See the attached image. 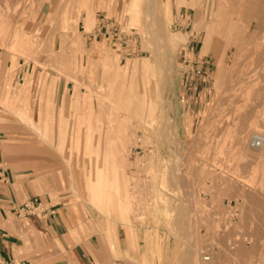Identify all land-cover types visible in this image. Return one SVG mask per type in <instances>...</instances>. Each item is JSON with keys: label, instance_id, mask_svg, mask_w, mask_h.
<instances>
[{"label": "rangeland", "instance_id": "1", "mask_svg": "<svg viewBox=\"0 0 264 264\" xmlns=\"http://www.w3.org/2000/svg\"><path fill=\"white\" fill-rule=\"evenodd\" d=\"M39 1L0 0L2 70L10 78L21 71L36 89L40 82L39 111H33L34 96L32 104L23 97L10 107L0 96V116L20 126L10 130L25 131L22 136L33 145L32 152L40 155L42 170L66 174L76 199L110 229L122 231L132 246L133 236H145L160 254L159 264H264V155L249 146L250 135H264V127L251 130L240 150L232 130L238 122L222 99L230 74L227 69L245 68L256 59L255 53L244 54V47L237 52L225 30L232 4L242 1L155 0L158 24L168 37L166 47L155 34L145 36V28L151 26L147 0H135L139 4L137 18L133 16V0L130 12L126 11L129 0H120L118 10L112 9V0L107 6L103 0H88L91 24L85 21L88 10L73 3L65 5L68 0L58 1L63 7L51 14L53 19L49 11L57 0H49L43 14L36 11ZM222 2L227 9L219 21ZM74 11L80 15L77 34L71 33L77 43L71 39L68 51L74 49L72 54L69 51L62 56L61 22ZM101 14L140 33L143 54L124 60L106 42L91 38ZM17 36L29 42L25 52L16 45ZM94 47L99 50L82 53L80 63L72 66L71 56L79 57L78 49ZM187 49L197 60H208L211 67L210 78L196 79L191 89L182 76ZM165 55L173 74L160 78L158 59L164 61ZM108 56L116 58L125 70L118 80L102 67ZM221 64L225 70L222 75ZM162 90L174 106L171 114L168 107H159ZM107 94L112 97L110 103L104 99ZM138 98H142L141 112ZM263 116L261 112L257 117L261 124ZM139 119L148 129L138 127ZM97 176L100 185L94 189ZM95 196H101L100 205L95 204ZM214 209L218 217L210 222ZM235 241H244L248 248L262 245L257 251L260 261L245 263L235 257L231 250ZM196 244L201 250L191 253ZM205 256H210V262H204ZM219 257L223 259L218 261Z\"/></svg>", "mask_w": 264, "mask_h": 264}, {"label": "crops", "instance_id": "2", "mask_svg": "<svg viewBox=\"0 0 264 264\" xmlns=\"http://www.w3.org/2000/svg\"><path fill=\"white\" fill-rule=\"evenodd\" d=\"M102 3L107 6L109 0ZM111 6L118 10L122 3L112 0ZM183 79L190 89L194 87L192 80L188 84L189 78ZM39 85L37 89L35 83L32 86L21 71L10 78L0 65V96L9 107L23 97L32 104L34 96L33 111H39ZM53 97L56 101L57 88ZM191 109L193 114L197 111L196 106ZM10 122L0 116V264H159L160 254L145 236H133L132 246L122 231L110 229L76 199L66 174L42 170L40 155L32 152L33 145L22 136L25 131L10 130L20 127ZM95 200L101 204V196ZM34 201L40 203L37 211L18 216L17 209ZM217 217L214 209L210 222ZM195 246L191 253L197 252Z\"/></svg>", "mask_w": 264, "mask_h": 264}, {"label": "bare ground", "instance_id": "3", "mask_svg": "<svg viewBox=\"0 0 264 264\" xmlns=\"http://www.w3.org/2000/svg\"><path fill=\"white\" fill-rule=\"evenodd\" d=\"M48 1L49 0H41V1H39L40 3L37 2L38 4L36 6V11L43 14L44 11H46V3ZM58 1L59 0H57L55 3H53V5L51 6L50 11H49L50 12L49 16L52 17V19H53L52 15H54L53 13L57 12L56 9L63 7V5H60L58 3ZM241 1H240L241 4H238V5H236L235 3L232 4L233 12H230L226 16V28H225V30L228 32L229 39L232 41L233 46L236 48L237 52L239 50H241V48L244 47V52H245L244 54L247 55L248 53L249 54L251 53V55H253L255 53L256 59L255 60L253 59L251 61V64L245 68L236 69V70L229 69L230 71H228V69H227V72H230V74L228 75V73H227V76H229V77H228V80H227V82L224 86V89L222 91V94H223L222 99H224L223 101L225 104L226 103L228 104V108L230 110V113L234 116L233 117L234 121L238 122V124L233 123L234 129L231 127L232 130H234L233 136L235 138L234 137L233 138L236 141V142H234V144L236 143L237 147L240 150H243L244 146H245L246 139L248 138L251 130H253L254 128L260 127V125L264 127V123L261 124L259 122V120H257V117L260 115L261 112L264 115V112H263L264 111V0H241ZM130 2L131 1L129 0L128 5L126 6L127 12H130L132 10V5L130 4ZM70 3H73L76 6V8H79V9L83 8L84 10L87 9L88 10V17L85 21L88 24H91L93 19L91 17L90 11L88 9L90 6L89 1L88 0H68L65 5H69ZM138 5L139 4H137V2H135V0H133V16H134V18H137L139 15L138 10H137ZM225 6L226 5L223 4V2H222L219 21H221L222 16L225 14V11L227 9V7H225ZM58 12H59V10H58ZM147 12L150 16L149 18L151 21V23H150L151 26L145 28V36L147 38L148 37L151 38L152 35L155 34L156 37L158 38V41L161 43V45L166 47L165 45L167 44L168 37L164 33L163 28L158 24L157 6L155 4V0H147ZM55 23H56V21H55ZM61 23H62V30L64 31L63 36H62L64 44H63V47L61 49L60 55L64 56L67 53H69V51L72 54V52L74 50L73 49L72 52H71V50L68 51V44L71 43V39H72V43L74 41H76V43H77V39H73L74 36L71 37V33L73 35L77 34L78 26L80 24L79 11H76L75 13H72L69 16H65ZM153 26L155 28H153ZM75 36H77V35H75ZM16 41H17L16 45H18V48H20L23 52H25L27 50V45L29 42L21 39L20 36H17ZM79 42L80 41L78 39V43ZM11 44L13 45L12 41H11ZM16 45H14V46H16ZM97 50H99L98 47L97 48L94 47V48L88 49V50L78 49V51H80V53H79L80 56L76 57V58L71 56L72 57V64L73 63L74 64L80 63L82 53H87L89 51H97ZM56 56H58V54ZM235 56H237V55H235ZM165 57H166V59L164 61H161L160 58L158 59V63H160V65H161L160 73H158L160 75V78L165 77L166 74L169 72H171L173 74V67H172L171 61L167 58L166 55H165ZM237 58L239 59L240 57H237ZM103 60H104L103 61L104 65L102 67L107 72L109 71L112 74V76L114 78H116V80H118L120 74H122V72L125 71V70H122V68L120 67L118 60L116 58L111 57V56H108V57L104 58ZM235 61H233V64ZM241 61L245 62V59L241 60ZM236 62L238 64V60ZM239 63H240V61H239ZM74 64L72 66H74ZM127 67L129 68V66H127ZM137 67H138V65H136L135 68H137ZM67 69H69V68H67ZM56 70H57V68H56ZM70 72H71V70H70ZM224 72H225L224 66H223V64H221L219 74L222 75V74H224ZM65 74L67 76V74H69V72L68 73L65 72ZM73 76H74V74L72 72V78L70 76H68V77H70L69 80L70 79L72 80ZM77 76H78V74H77ZM77 76L75 77L76 79H77ZM76 81H78V80H76ZM108 87L110 90L113 89L111 82H110ZM104 99L109 103H110V101H112V97L108 94L104 96ZM159 99H160L159 107L163 106L164 108L168 107L170 109V107H171L170 103L171 102L168 103V101H166V91H164V90L160 91ZM223 101H220V102L223 103ZM76 104L78 106V102ZM141 105H142V98H138V110L140 112L142 111ZM173 108H174V106L171 107V109H173ZM171 109L168 112V114H171L173 112V110H171ZM217 110H218V108H217ZM21 114L19 115V117H21ZM24 116H26V114ZM159 119H160V117H159ZM238 120L241 122L239 123ZM260 121H261V119H260ZM227 122H229L228 118H227ZM232 122H233V120H232ZM172 124H173V122H172ZM138 127L139 128L142 127L143 129L144 128L148 129L149 126L146 123H144L143 120L139 119L138 120ZM169 127H172L170 125V123H169ZM173 127L175 128V126H173ZM91 131H92V127L90 126V132ZM228 131H229V129H228ZM39 133L41 134V132H39ZM187 133L190 134V129L187 130ZM252 134L250 135V138H251ZM90 136H91V133H90ZM172 137H173V135H172ZM43 139H44V137H43ZM45 139H46V137H45ZM136 141L138 143L139 138L136 137ZM142 142H144L145 144L148 143L147 140L146 141L143 140ZM253 151L264 155V143L260 148L253 149ZM176 153L180 154V151L176 150ZM188 163H190V162L188 161ZM157 168H158V166H157ZM181 168H182V164H181ZM176 169H177V167H176ZM99 180H100V178H99V176H97L96 181H95L96 187H94V189H97L99 187V185H100ZM166 200H168V198ZM255 200H256V198H255ZM260 201L262 202L263 200H260ZM261 207H263V206L261 205ZM236 241L234 242V244H232L233 246L231 245V250L233 251V255L235 257L241 259L245 263H251V262L254 263V262L260 261V260H258L259 258L257 257L258 256L257 251H258V248H260L262 245L259 247L258 246L259 243H258V244L253 245V247L248 248L245 245L244 241H241V243H238L240 240H238V242H236ZM197 246L198 245L196 244V246H195L196 251H198L200 249ZM203 247H205V246H203ZM263 247H261V248H263ZM261 251H260V255L262 254ZM260 255H259V257H260ZM263 255H264V253L261 255V257ZM263 258L264 257H262V259ZM221 259H223V258L218 259V261ZM210 260H211V258H210ZM263 260H262V263H263ZM220 263H222V262L219 261V264ZM217 264H218V262H217ZM254 264H256V263H254Z\"/></svg>", "mask_w": 264, "mask_h": 264}, {"label": "built area", "instance_id": "4", "mask_svg": "<svg viewBox=\"0 0 264 264\" xmlns=\"http://www.w3.org/2000/svg\"><path fill=\"white\" fill-rule=\"evenodd\" d=\"M98 23L95 26L91 38L100 39L106 42L119 56L124 59H132L143 54L141 48V35L134 29L124 28L113 17L101 14L98 17ZM185 69H183L184 78H190L192 81L196 79L206 80L211 76V67L208 60H197L194 55L185 50L183 58ZM191 67V69L189 68ZM264 143V135L261 133H253L250 138V148H260ZM40 208L38 201L29 202L17 209L18 216H28ZM204 262H210V256L204 257Z\"/></svg>", "mask_w": 264, "mask_h": 264}]
</instances>
